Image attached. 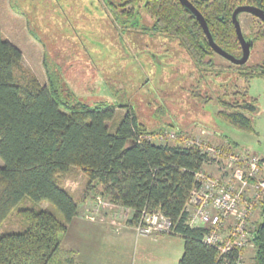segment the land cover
<instances>
[{
	"label": "trees",
	"instance_id": "obj_1",
	"mask_svg": "<svg viewBox=\"0 0 264 264\" xmlns=\"http://www.w3.org/2000/svg\"><path fill=\"white\" fill-rule=\"evenodd\" d=\"M129 1L131 5L142 2ZM189 1L202 13L215 43L235 56H240V47L233 9L250 4L264 11V0ZM145 7L155 18L153 29L177 40L194 64L198 81L209 83L207 70L213 71L211 55L216 52L195 15L179 0H145ZM249 34L253 41L262 40L264 46V24ZM236 68L246 82L264 78V63ZM46 73L44 85L22 64L21 51L0 30V224L26 196L33 201H49L61 213L58 218L46 209H24L26 228L0 235V264H78L75 251L61 245V234L77 216L78 204L58 176L72 167L81 169L90 186H99V193L108 196L112 204L126 209L131 226L136 225L143 210H156L169 218V234L183 240L177 264H242L245 247L234 246L221 253L203 241L211 230L208 224L188 223L186 203L191 190L200 185L195 173L201 170L209 174L205 166L216 161L197 145L185 142L195 136L187 129L177 130L172 139L175 144L155 142L149 136L152 130L131 106L118 116V105L113 103L100 101L91 107L76 100L47 66ZM190 92L202 103L213 98L198 87ZM247 93L245 86L243 91L232 93L241 94L238 98L227 94H215L214 98L220 105L217 115L222 121L252 131L250 115L258 109L257 98ZM223 141L221 145L206 142L222 152L255 155L239 151L231 138ZM258 157L264 161V156ZM256 207L260 208L261 220L255 224L251 239L253 261L264 264V196Z\"/></svg>",
	"mask_w": 264,
	"mask_h": 264
},
{
	"label": "rangeland",
	"instance_id": "obj_2",
	"mask_svg": "<svg viewBox=\"0 0 264 264\" xmlns=\"http://www.w3.org/2000/svg\"><path fill=\"white\" fill-rule=\"evenodd\" d=\"M137 8L140 25H150L153 19L143 5L137 4ZM114 18L106 0H0V30L19 48L22 64L42 84L47 85V66L76 100L91 107L100 101L118 105L115 116L131 106L138 119L152 130L150 138L158 143L175 144V140L160 139L162 134L187 129L191 136L213 145L225 144L223 140L231 138L239 151L264 156V78L244 81L236 66L215 53L211 55L214 69L212 73L207 70L210 82H199L194 64L177 40L131 30L129 27L140 26L134 22L125 25ZM239 21L246 33L260 23L247 12L239 15ZM254 42L249 64L264 61L263 41ZM245 86L247 94L257 98L258 109L250 115L252 131L222 121L217 115L220 105L214 98L215 94L238 98L241 94L232 93L243 91ZM197 87L212 100L202 103L195 99L190 91ZM224 167L231 170L222 159L211 162L206 170ZM58 181L78 204L77 216L61 234L62 247L75 251L78 264L178 263V251L181 254L183 249L179 235L138 234L127 221V210L99 193V186H90L77 167L58 176ZM24 209H46L61 218L49 201H33L26 196L2 221L0 235L26 228ZM255 209L259 213L260 208ZM260 220L259 214L256 223ZM249 243L242 252V264H254L251 239ZM168 245L177 254H169Z\"/></svg>",
	"mask_w": 264,
	"mask_h": 264
},
{
	"label": "built area",
	"instance_id": "obj_3",
	"mask_svg": "<svg viewBox=\"0 0 264 264\" xmlns=\"http://www.w3.org/2000/svg\"><path fill=\"white\" fill-rule=\"evenodd\" d=\"M165 138L175 139L176 132L162 134L160 139ZM185 142L197 145L216 161L225 158L231 169L230 177L225 180L201 170L195 173L200 185L191 190L186 203L189 225L208 224L211 230L204 235L203 241L217 247L221 253L234 246H247L253 238L248 230L249 220L264 196V161L256 155L222 152L199 136ZM134 228L140 235L172 232L170 219L156 210H143Z\"/></svg>",
	"mask_w": 264,
	"mask_h": 264
},
{
	"label": "water",
	"instance_id": "obj_4",
	"mask_svg": "<svg viewBox=\"0 0 264 264\" xmlns=\"http://www.w3.org/2000/svg\"><path fill=\"white\" fill-rule=\"evenodd\" d=\"M179 1L195 15L207 37L210 47L213 49L214 52H216L218 55L222 56L223 58L227 59L233 64L240 65V64H244L247 61L252 42H247L244 39L241 30V25L239 19L237 18V14L238 12H242V11L249 12L260 18L262 21H264V12L260 8L249 4H240L234 8L232 12V22L234 24L235 32L241 46V55L235 56L225 51L223 48H221L218 44L215 43L203 15L189 0H179Z\"/></svg>",
	"mask_w": 264,
	"mask_h": 264
},
{
	"label": "flooded vegetation",
	"instance_id": "obj_5",
	"mask_svg": "<svg viewBox=\"0 0 264 264\" xmlns=\"http://www.w3.org/2000/svg\"><path fill=\"white\" fill-rule=\"evenodd\" d=\"M103 2H104V0H102ZM113 1H115L116 2V4L113 2ZM113 1H111V0H106V4L108 5V8L110 9V10H113V13H114V16H115V18H114V20H121V22L123 23V24H125V25H127V24H130L129 22H134L135 24H137V25H139L140 27H129L131 30H138V31H140V32H143V33H151V34H153V35H158V34H162L161 32H159L158 30H156V29H153V24H154V22H155V18L150 14V12H149V10L145 7V0H142V2H135L134 4H129V3H127V2H130L129 0H113ZM125 1H126V3H125ZM137 4H142L143 5V7L145 8V11L147 12V14L149 15V17L150 18H152L153 19V22L150 24V25H145V23H143L142 25H140V17H139V9L137 8ZM250 5V4H249ZM254 6V5H253ZM234 10V9H233ZM263 11V10H262ZM123 12H128L129 14H126V13H123ZM233 12V11H232ZM243 12H245V11H242V12H238V14H237V18L239 19V15L241 14V13H243ZM264 12V11H263ZM247 13H249V12H247ZM122 14L124 15V17H122ZM202 14V13H201ZM249 14H251V16H253V17H255V18H257L258 20H259V22L260 23H262V24H264V21H262L260 18H258L257 16H255L254 14H252V13H249ZM137 17H139V18H137ZM240 22V21H239ZM122 23H117L118 25H120V26H122L121 27V29L123 28V25H122ZM259 23V24H260ZM259 24H258V26H259ZM234 25V24H233ZM126 27V26H125ZM258 29V27L257 28H255V30H257ZM241 30H242V28H241ZM254 29H253V31H255ZM253 31H251L250 30V32H253ZM236 33V32H235ZM242 34H243V36H244V39L247 41V42H252V45H251V48H250V52L252 51V48H253V46H254V41L251 39V35L249 34V32L248 33H246V32H244V31H242ZM237 36V35H236ZM237 40H238V38H237ZM238 43H239V41H238ZM239 47H240V55H241V46H240V43H239ZM263 53H264V50H263ZM217 54V53H216ZM218 55V54H217ZM220 56V55H219ZM239 56V55H238ZM220 57H222V56H220ZM223 58V57H222ZM249 58H250V53H249V57H248V59H247V61L244 63V64H240V65H237V64H233L234 66H244V65H246V66H248V67H251L252 65H256V64H262V63H264V61H260V62H255V63H253V64H249L248 63V60H249ZM223 59H225V58H223ZM226 60V59H225ZM230 62V61H229Z\"/></svg>",
	"mask_w": 264,
	"mask_h": 264
},
{
	"label": "crops",
	"instance_id": "obj_6",
	"mask_svg": "<svg viewBox=\"0 0 264 264\" xmlns=\"http://www.w3.org/2000/svg\"><path fill=\"white\" fill-rule=\"evenodd\" d=\"M207 166H210V164H208V165H206L205 166V169H206V167ZM210 168V167H209ZM212 170V169H211ZM207 171V170H206ZM207 173H209V174H211L212 176H214V177H217V178H219V179H222V180H225V179H227L228 177H230V170H227L225 167L221 170H212V172H208L207 171ZM122 208V207H121ZM256 209H255V213L253 214V218H252V216H251V218H250V221H249V225H248V230L253 234V229H254V227H255V224H256V222H257V218H258V215H259V213H257L256 214ZM255 215H256V217H255ZM118 217V216H117ZM117 217H115V218H117ZM127 217H128V214H127ZM126 217V218H127ZM126 218L124 219V222H125V220H126ZM113 221H115V220H113ZM116 221H118V219H116ZM110 222V221H109ZM123 223V222H122ZM124 224V223H123ZM124 228V227H123ZM127 228H129V227H127ZM169 235H171V234H169ZM159 237H163L162 235L161 236H158V237H156V238H159ZM156 238H154V239H156ZM151 240H152V238H151ZM252 243V242H251ZM250 244V243H249ZM248 244V245H249ZM252 245H253V243H252ZM254 246V245H253ZM246 248V247H245ZM244 248V249H245ZM168 253L169 254H171V253H175V254H177V250H174L173 248H171L170 247V245H168ZM253 254H254V252H253ZM180 253H179V251H178V255H177V258H179L180 257ZM243 259V258H242Z\"/></svg>",
	"mask_w": 264,
	"mask_h": 264
}]
</instances>
